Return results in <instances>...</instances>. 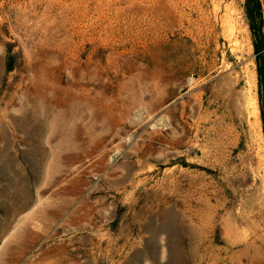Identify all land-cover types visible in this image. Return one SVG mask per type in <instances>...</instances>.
I'll return each instance as SVG.
<instances>
[{
  "label": "rangeland",
  "instance_id": "1",
  "mask_svg": "<svg viewBox=\"0 0 264 264\" xmlns=\"http://www.w3.org/2000/svg\"><path fill=\"white\" fill-rule=\"evenodd\" d=\"M250 23L246 0H0V264H264Z\"/></svg>",
  "mask_w": 264,
  "mask_h": 264
},
{
  "label": "trees",
  "instance_id": "2",
  "mask_svg": "<svg viewBox=\"0 0 264 264\" xmlns=\"http://www.w3.org/2000/svg\"><path fill=\"white\" fill-rule=\"evenodd\" d=\"M246 7L251 21V29L257 38L255 49L258 53L259 72L260 74H263L264 65L262 59L264 58V18L261 0H246ZM262 119L264 124V108H262Z\"/></svg>",
  "mask_w": 264,
  "mask_h": 264
}]
</instances>
